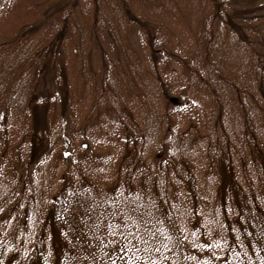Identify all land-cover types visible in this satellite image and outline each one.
Returning a JSON list of instances; mask_svg holds the SVG:
<instances>
[{
  "label": "rangeland",
  "instance_id": "1",
  "mask_svg": "<svg viewBox=\"0 0 264 264\" xmlns=\"http://www.w3.org/2000/svg\"><path fill=\"white\" fill-rule=\"evenodd\" d=\"M160 1L162 3L158 5L138 1L136 9L139 11L138 14L149 23L151 32L161 34L175 55V57L165 56L161 60H167L171 67H175L169 74L174 75L178 82H182L183 93H187V96L182 94L183 97L180 95V98L184 100L187 97L197 104L194 115L197 117L198 114L203 125L206 124L202 132L198 131L199 127L189 129L190 123L187 122L184 114V104L177 105L180 101L177 93L173 94V98L177 99L176 102L171 101L169 105L166 103L160 74L151 72L146 60H144L146 71L140 66L139 63L146 59L148 54L146 47L148 34L142 29H137V32L133 33L128 24L121 22L123 19L118 17V12L110 8L103 15L101 22L104 25H111L116 30L115 37L112 33H105V29L98 45L91 40L85 48L88 55H78L81 51L80 43L77 39L72 40L67 43L68 52L62 59H53L49 62L51 67L55 63L65 62L62 66L69 67L67 81L70 87L68 86L67 96L63 98V92L57 82L53 83L55 86L51 85V89H54L49 99L45 130L46 135L52 137L55 143L50 153L42 159L43 164L35 173V183L37 184L41 177L48 178L49 175L45 172L47 168L53 169L55 177L48 179L51 182L49 188L44 187L45 180L43 181L41 185L43 191L38 189L37 197L40 200L48 198L60 186V176L65 169L71 168L73 174L65 180L68 187L65 196L67 201L73 203V207L70 206L69 209L73 210L74 216H67L69 209L59 211V218L63 221L67 220L66 226L54 227L52 231L57 234H70L76 238V241L80 239V242L82 237L91 239L100 256L88 260L89 264H98V262L99 264H173L185 249L191 252L190 257L194 259L192 264H204L203 257H200L202 250L198 246L202 237L201 229L205 227L211 230L210 241L223 239L220 223L216 222L215 218L219 153L213 145L220 142L227 147L230 141L233 142L243 127V123H240L244 121L245 116L239 98L235 97L231 108H234V111L230 113L232 119L226 120L229 112L226 116L223 113L221 119L225 123L236 120L235 135L229 132L227 138L220 134L214 144L212 141L215 135L209 133L206 137L204 131L210 126L211 118L213 119L220 109L214 100L213 89L216 88L214 80L218 79L221 87L218 91L226 96L234 94L231 80L235 82V89L237 82L240 86L237 89L241 88L242 91L247 89L249 84L254 86L258 69L257 66L254 68L255 63L252 61L254 57H248L247 46L239 33L231 31L222 20L220 21L222 30L219 27L213 30L208 24L213 14L209 0ZM84 4L89 6L86 2ZM10 7L12 8L9 13L8 0H0V44H9L11 34L26 22L33 21L40 9L35 0H11ZM92 8L91 5L88 7L90 10ZM87 17L92 19V15ZM87 17L84 16L85 22H89ZM89 34L93 36L92 32ZM209 36H213L215 41L211 51L221 54L223 66L222 69L219 68L220 73L216 79H211L214 83L205 80L202 82L194 73L186 74L185 72L190 70L188 65L182 66L178 60L183 58L186 62L185 58L189 55L192 62L189 65H193L196 61L193 54L198 49L202 54L205 53V42ZM120 38L129 60H124L125 56H123L119 61L114 54L115 51L120 53V48L117 46ZM102 52L107 55L105 58L108 62L107 69L110 65L113 75L120 79V83L117 84L119 90L123 82H126L124 85L127 91L122 90L119 99H104L103 103L99 104L97 101L99 89L95 91L91 87L95 83H100L95 81L104 71L102 69L105 61L101 57ZM161 72L164 74L163 71ZM234 72L236 75H232ZM52 73L49 71L39 77L41 79L44 77L43 80L49 82ZM1 74H5V69L0 71ZM104 80H107L106 75ZM145 81L152 91L146 87ZM129 85L134 87L138 94L130 90ZM98 104L95 115H90V109L97 107ZM114 106L119 117H123L125 121L131 117L141 125L140 128H145V134L136 137L138 142L126 145L121 139H117L116 132L111 133L110 125L113 122V115L116 114L113 111ZM7 109L6 124L9 137L12 139L7 150L15 155L13 166L16 167L30 158L26 145L20 146V151H17L13 142L20 141L25 131L31 127L32 114L27 107L21 105ZM63 110L68 116L65 127L61 124ZM87 118L90 122H86ZM122 121L120 124L123 127ZM132 124L130 121L129 125ZM253 133L255 141L260 143L262 140L261 145L264 146V119L258 121ZM59 134L63 136L60 137ZM243 135L245 141L238 142L237 138L235 143L238 144V148L231 149L234 158L232 169L239 180L244 179L245 173L250 176L259 175L249 156L250 150L256 149L257 145L253 144L252 136L249 138L245 135L244 128ZM243 135L239 134L238 137L243 139ZM64 137H68V144L64 141ZM83 142H88L86 148L82 147ZM64 151L68 152L66 158L60 156ZM20 168L22 173L18 168L16 171L7 169L8 171L0 175V196L1 193L11 196L8 195L10 185L12 187L18 177L25 176L23 165ZM191 175L195 187L193 184L186 186V181ZM16 185H19V180ZM165 188L177 190L180 188V192L186 189L184 195L181 193L180 211L174 215L173 222L162 214L163 206L160 198H163ZM189 190H193L196 194L203 217L199 215V211L198 213L194 211V202L188 193ZM67 204L64 202L62 206ZM188 241L189 245H185L184 242L188 244ZM69 246H72L70 242L65 245L68 249ZM72 247L78 248L79 242ZM207 264L210 263L207 261Z\"/></svg>",
  "mask_w": 264,
  "mask_h": 264
},
{
  "label": "trees",
  "instance_id": "2",
  "mask_svg": "<svg viewBox=\"0 0 264 264\" xmlns=\"http://www.w3.org/2000/svg\"><path fill=\"white\" fill-rule=\"evenodd\" d=\"M10 1L8 0L9 13L12 8ZM35 1L37 7L40 8L35 19L15 30L10 36L9 44H0V71L5 69V74L0 75V175L2 176L4 171H8L7 169L16 171L19 168L22 173L20 168L22 165L23 171H25L23 178L18 177L12 187L10 185L8 195L11 194V196H5L3 193L0 196V264H89L88 260L100 256L91 239L82 237V242H80V239L76 241V238L70 234H57L52 231L54 227L66 226L67 220L63 221L59 218V211H66L73 204L67 201L65 196L68 190L65 180L72 176L71 168L65 169L60 176V186L48 198L43 199L45 202L37 197L38 189L43 191L41 186L43 181L45 180L44 187L49 188L51 182L48 179L55 177L53 169L47 168L45 172L49 175L48 178L41 177L37 184L35 183V173L42 166V159L50 153L55 143L52 137L46 135L45 130L49 99L54 89H51V85L55 81L57 82L63 92V98L67 96L70 87L67 81L69 67L62 66V63L65 64V62L55 63L53 67L51 64L49 65V62L53 59H62L68 52L67 43L72 40L77 39L80 43L81 49L79 48V50L81 51L78 55H88L85 48L91 40L98 45L103 38L105 29V33H112V36L115 37L116 30L111 25H104L101 22L103 15L110 8L114 12H118V17L123 19L121 22L128 24L133 33L137 32V29H142L148 34L146 45L148 54L146 59H143L139 64L143 71H146L147 64L151 72L160 74L159 78L166 103L171 104L173 94L177 93L178 100H180L177 105L184 104V114L187 122L190 123L189 129L199 127L198 131L202 132L206 124L203 125L198 114L197 117L194 115L197 104L187 97L184 100L180 98V95L187 96V93H183L182 82H178L174 75L169 74L175 67H171L167 60H161L165 56L175 57V55L161 34L151 32L149 23L138 14L139 11L136 9L138 1L158 5L162 3L160 0H104V2L101 0H47V3H45L46 1L43 3L42 0ZM84 2L93 8L88 9L89 6H86ZM209 2L213 7V14L208 20V24L212 26L213 30H216L217 27L222 30L220 22L222 20L231 31L239 33L240 38L247 46V55L249 58L254 57L252 60L255 63L254 68L257 66L258 71L254 86L249 84L244 91L241 88L237 89L240 87L237 82L235 89V82L231 80L230 84L234 86L232 89L234 94L226 96L218 91L221 88L218 79L214 80L216 84V88L213 89L214 100L220 109L215 117L211 118L212 123L210 120V126L204 131L206 137L209 133L215 135L212 141L214 144L220 134L227 138H229V132L235 135L236 125L234 123L236 120L227 123L221 120L223 113L226 116L228 112V117H224L227 121L232 119L230 113L234 111V108H231L235 97L239 98L238 101L243 106L245 118L240 123H243V127L233 142L230 141L227 147H224L220 142L213 145L219 153L217 157L219 179L216 190L215 218L216 222L220 223L223 239L222 241L220 238L210 241L211 230L203 227L201 229L202 237L198 243L202 250L200 257H203L204 264H207V261L210 264H264V146L261 145L262 140L260 143L255 141L253 133V128L258 121L264 119V0H209ZM87 15H92V19ZM84 16L89 19V22H85ZM217 21L218 23H216ZM90 32L93 36L89 34ZM119 41L117 46L120 48V53L115 51L114 54L119 61L123 56H125L124 60H129L128 53L123 49L122 38ZM205 43L204 54L199 49L193 54L196 57L193 65H189L192 63L189 55L185 58L186 62L183 58H178V60L182 66L188 65L190 70L185 72L186 74L194 73L202 82L205 80L214 83L211 79H216L220 73L219 68L223 67L222 57L220 53L211 51L215 45L213 36H209ZM101 57L105 61L102 69L104 71L95 81H100V83L92 84L91 87L95 91L97 88L99 89L97 92V95L100 96H97L99 104L103 103L104 99H119L121 91L126 90L124 85L126 82H123L122 88L119 90L117 84L120 83V79L113 75L110 65L107 69L106 53L102 52ZM144 60H146V64H144ZM132 65L134 67V64ZM49 71L53 72L51 81L46 82L43 80L44 77L42 79L39 77ZM16 74L17 78H15ZM105 75L107 80H104ZM232 75H236V73L234 72ZM111 80L113 81L111 82ZM145 85L152 91L146 81ZM53 86L55 85L53 84ZM129 87L134 93L136 92L134 87L130 85ZM136 93L138 94V92ZM256 93H258V97H256ZM99 104L90 109V115H95ZM117 104L119 105L118 102ZM16 105L27 107L32 114V119L31 127L25 131L20 141L13 142L17 151H20V146L26 145L30 158L14 167L15 155L7 150L12 139L9 137L5 116L8 113L7 107L11 109ZM253 105L254 107H252ZM113 111L116 114L113 115V122L110 125L112 126L111 133L116 132L117 139H121L126 145L138 142L136 137L145 134V128H140L141 125L131 117L126 121L123 117H119L115 106ZM166 112L168 113L167 109ZM247 117L248 119H246ZM121 120H123V127L120 124ZM128 120L133 124L129 125ZM87 121L90 122L89 118ZM67 123L68 116L63 110L61 114L62 127H65ZM200 128L201 130H199ZM243 128L245 135L249 138L252 136L253 144L257 145L256 149L250 150L249 156L259 175L250 176L245 173L244 179L239 180L232 169L234 158L231 155V149L238 148V144L235 143L237 138L238 142L245 141ZM239 134L243 135V139L238 137ZM64 141L68 144V137H64ZM127 155L125 154V156ZM60 156L67 157L65 151L60 153ZM19 159H21L20 155ZM18 180L19 185H16ZM191 184L195 187L192 175L186 181V186L189 187ZM184 191L186 189H182L180 192V188L178 190L165 188L163 198L160 200L163 206L162 214L169 221H175L174 215L180 211L179 200L181 193L184 195ZM188 193L192 196L194 211L196 213L199 211V215L203 217L199 210L196 194L193 190H189ZM77 197L80 198L79 195ZM64 202L68 204L62 206ZM72 211L69 209L67 216H74ZM68 242L72 246L79 242V247L69 246L68 249L65 247ZM184 244L189 245V241L188 244L186 242ZM190 255L189 250H183L181 256L178 255L179 259L173 264H192L194 259Z\"/></svg>",
  "mask_w": 264,
  "mask_h": 264
},
{
  "label": "water",
  "instance_id": "3",
  "mask_svg": "<svg viewBox=\"0 0 264 264\" xmlns=\"http://www.w3.org/2000/svg\"><path fill=\"white\" fill-rule=\"evenodd\" d=\"M83 146H84V147H86V146H87V144H83Z\"/></svg>",
  "mask_w": 264,
  "mask_h": 264
}]
</instances>
